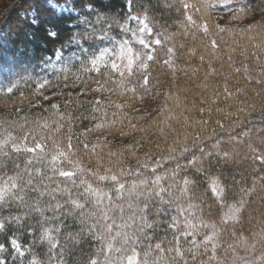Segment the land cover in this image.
<instances>
[{
	"label": "trees",
	"instance_id": "trees-1",
	"mask_svg": "<svg viewBox=\"0 0 264 264\" xmlns=\"http://www.w3.org/2000/svg\"><path fill=\"white\" fill-rule=\"evenodd\" d=\"M48 1L59 4L65 2L18 0L0 18V29L8 30L12 52L3 62L16 64V70L27 67L32 71V68H40L47 57H53L58 49L68 45L67 38L72 32L92 31L89 24H79L74 16L57 14L47 6ZM183 2L195 4L201 11L198 13L190 8L186 13L182 7ZM127 4L128 0H82L76 8L90 6L94 11L118 18L123 24L129 16ZM24 11L35 13L33 23L25 17L29 19L26 29L16 20L17 16L22 19ZM130 11L131 15H147L153 34L162 41L153 53L154 59L148 61L147 73L136 68V75L126 76L124 86L121 87V78L110 67L105 69L101 66V73H108L111 79L95 71H83L82 63L97 55L105 40L81 41L86 53L75 62L71 71L79 73L88 82L99 81L104 95V98L99 99L100 103L88 99L60 105L58 108L34 107L29 103L34 91L33 80L23 78V73V76L11 75L4 80L7 83L0 93V107L10 110L0 114V130L4 132L7 129L19 139L30 131L39 137L42 131L60 143L65 151L68 150L70 139V159L79 162L86 170H99L102 174L103 169L109 167L114 171H119L121 167L125 171L131 168L134 172L146 156L160 159L168 156L169 149L175 147L177 160L164 163L157 168L156 173L165 177L161 183L171 193L168 198L173 201L172 204L162 206L167 210L166 214L162 213L163 218L169 219L176 215L177 205H186L191 200L199 205L198 215L209 223H215L218 231L215 258L210 259L211 245H207L195 253V261L186 251L188 264H264V165L252 159L253 154L248 148V144L257 147L264 145V133L261 132L264 129V85L255 82L260 78L261 71H264V0H131ZM187 14L192 15L198 23L202 22L201 17L207 21L211 35L205 36L202 29L190 25L186 31L182 25H187ZM85 15L95 22V16ZM254 15L259 17L253 20ZM218 16H227V19L220 24ZM129 23L133 29L136 23ZM217 26L228 31L218 32ZM49 31H55L57 38H49ZM109 34L120 41L131 38L130 33L121 31L115 24ZM168 37L170 39H166ZM211 39H215L219 45L215 50L210 47ZM168 47L175 49L174 54L167 52ZM135 48L141 50V47ZM170 55L171 65L165 64L164 61ZM16 58L18 61H15ZM245 65L248 66L247 72L244 70ZM87 66L91 68L90 64ZM236 68L241 71L236 72ZM211 69H215V72H211ZM144 74L149 75L146 89L141 87ZM247 76H251L252 80L249 81ZM133 86L137 89L135 95L128 91ZM9 87L12 88L11 93L7 91ZM225 87L233 94L231 97H226ZM116 104L125 107L118 109ZM201 108L205 110L203 114ZM202 120L206 123H201ZM217 121L223 123V129ZM37 122H47L50 128L40 129ZM97 124L103 127L98 129ZM132 124L136 127L133 128ZM57 125L61 127L59 131H54ZM248 129H251L248 137L241 136L236 142L228 139L230 134L236 135ZM197 136L206 138L203 144L196 141ZM209 136L212 139H207ZM52 139L45 141L48 152L54 151ZM216 140L221 142L219 149L213 148ZM28 143L30 146L33 144L31 136ZM185 143L192 150L181 157L179 151ZM200 146L206 152L212 151L213 155L204 156L202 163L198 160L194 166L187 165L193 153L198 157L201 155L198 151ZM218 150L230 152L231 158L225 161L216 156ZM31 155L12 153L11 159L0 157L6 164L3 171L12 174L16 170L15 164L23 165ZM61 166L65 169L73 167L67 160ZM46 171L51 175L50 169ZM141 171L149 179L155 175L151 171ZM185 177L195 183L190 184L188 192L182 195L180 189L183 188ZM79 178L80 174L76 179ZM82 178L105 186L109 183L97 181L87 171ZM54 179L62 181L64 178L56 176ZM125 179L131 182L136 176H127ZM214 179L224 188L222 202L210 191L209 186ZM76 191L73 189V196ZM241 202L243 207L238 219H229L224 223L229 206ZM17 211L15 205L11 210L5 207L0 209V217H6L10 212L16 214ZM38 219L36 214L29 218L32 231L27 226L13 224L0 232V243L5 244L0 259H4L6 264H30L34 257L42 264H57L58 259L63 264H89L90 258L100 254V243L79 223L78 218L64 216L50 220L45 225L52 229L60 228L59 233L54 232L62 245L57 249H50L49 244L41 240L43 221L37 223ZM165 228L157 229V237L169 248L173 246L174 240L172 233ZM81 231L78 241H69V234L76 235ZM210 231L202 229L196 239L203 241L204 234ZM12 235L20 242L25 251L24 256H18L8 243ZM154 242L141 241L139 250L146 251L148 244ZM180 243L185 250L192 247L191 240L182 239ZM153 258L155 253L149 257V261ZM168 261L171 264H183L179 257L174 258V253L168 254L161 264H168Z\"/></svg>",
	"mask_w": 264,
	"mask_h": 264
},
{
	"label": "snow or ice",
	"instance_id": "snow-or-ice-1",
	"mask_svg": "<svg viewBox=\"0 0 264 264\" xmlns=\"http://www.w3.org/2000/svg\"><path fill=\"white\" fill-rule=\"evenodd\" d=\"M82 0H73L72 7L74 8ZM126 7L129 8L128 19L121 24L120 20L116 17L106 15L99 11H94L91 7H86L89 15L95 16V22L93 23L87 17H84V22L89 24L92 28L91 32H72L67 38V44H78L81 41L88 39L111 40L110 31L115 24L120 27L121 31L130 33L131 39H123L119 41L118 47L109 49L103 48L99 51L98 55L93 57L86 63H82L83 71H95L100 75H107L108 79H111V75L108 73H101V66L105 69L110 67L111 71L117 73L121 78L119 83L121 87L124 86V78L132 77L136 75L135 69L140 68L147 73L149 67L148 61L154 59V49L151 44L144 38L145 35L151 36L152 29L148 24V16L143 17L138 15H131V0H128ZM182 7L187 13L188 9H194L195 12H200L201 9L195 4L189 2H183ZM243 10V9H242ZM63 11V10H62ZM187 25H182L187 31V26L190 25L195 29H202L205 36H210V29L207 21H204L201 17L200 23L193 18L192 15H185ZM129 21H136L140 25L137 29H132ZM99 25V30L97 29ZM106 26V27H105ZM218 32H225L228 29L217 26ZM251 31V27L249 28ZM51 39L57 38L55 31H49L47 33ZM170 39V37L166 38ZM133 41L142 46L143 50H137L133 46ZM154 43L160 45L162 41L155 39ZM183 47V45H181ZM210 47L215 50L219 47L215 39L210 40ZM259 47V45H254ZM167 52L174 54L175 49L168 47ZM255 55V53H253ZM115 56V59L112 57ZM204 57H201L203 60ZM229 59H231L229 57ZM119 61V63H117ZM165 64L171 65V55L169 59L164 61ZM90 64L91 68L87 65ZM245 72L248 71V66H244ZM236 72H240V68L235 69ZM211 72H215V69H211ZM211 74V73H210ZM260 78L255 82L260 85H264V71L259 74ZM67 78V77H65ZM79 78V77H78ZM249 81L252 80L251 76H247ZM47 81L40 84L43 88ZM99 83V81H98ZM107 83V80L105 81ZM149 84V75H143V83L141 87L147 88ZM97 91L99 90L96 89ZM107 90V89H105ZM9 93L12 92V88L7 89ZM134 95L137 92L135 86L128 89ZM226 97H231L233 94L227 91L225 87ZM142 99V97H137ZM47 99V97H46ZM100 101H96L99 104ZM53 108H58L56 104L52 105ZM125 105L116 104V108L122 109ZM204 108L200 109L201 114L204 113ZM242 111V109H241ZM206 123V121H201ZM220 127L223 129L222 122L217 121ZM264 123V122H262ZM40 129H49L50 125L47 122L41 124L37 122ZM23 127V125L21 126ZM61 126L57 125L54 131H59ZM102 124H97L96 128H102ZM135 128L136 125L132 124ZM143 131V129H140ZM214 131V130H213ZM251 129L238 133L236 135H229L228 139L232 142H236L241 136L248 137ZM264 133V129H261ZM123 135V133H121ZM29 136L33 141L30 146L28 143ZM52 139L51 136L46 135L44 132H40L39 137L33 135L30 131L22 139L14 136L7 129L3 133H0V157H7L11 159L12 153H30L23 165L20 163L15 164V171L12 174L4 172L6 167L5 162L0 159V209L7 207L9 210L15 208L18 210L16 214H10L6 217H0V232L5 231L9 225H17L19 227L27 226L29 231H32V226L28 223L29 218L36 214L39 217L37 223H40L42 227L41 240L46 241L50 249H57L62 247L59 239L55 233L60 232V228L52 229L45 225L50 220L60 219L64 216H73L78 218L79 223L87 229V232L93 236L100 243V254L94 258L89 259V264H161L162 260H165L168 254L174 253V258L179 257L183 264H188V260L185 259V252L191 254L192 260L195 261V253L199 251L201 247L211 245L212 256L210 259L215 258V251L217 248L216 238L218 236L217 226L215 223H209L205 221L202 216L198 215L199 205L189 202L184 204H178L176 215L171 216L169 219H164L162 213L167 212L163 205L172 204L173 201L169 199L171 193L162 185L161 181L165 179L164 176L157 173V168L162 167L164 163L170 160H177L175 153L177 149L175 147L169 149L168 156H162L160 159H152L146 156L144 161L139 162V167L133 172L131 168L127 171L123 167L119 171H114L111 167L103 169L101 171H92L91 169H84L79 162H73L70 159V153L72 151L71 142L67 146V151L56 140L52 139L53 152H48V145L45 141ZM206 138L203 136H197L196 141L203 144ZM207 139H212L211 136ZM194 141V146H195ZM220 140H216L213 144V148L219 149ZM87 147V145H85ZM129 147H132L129 145ZM250 152L253 154L252 159L258 162L260 165H264V145L257 147L255 144H248ZM192 149L185 143L182 145L179 156L183 157L186 153ZM199 157L193 153L191 158L187 160V165H196L198 160L202 163L203 157H211L212 151H205L203 146L198 148ZM110 155H118L117 153H110ZM216 156L221 157L225 161L231 158L232 154L228 151H216ZM67 160L72 164L71 169H65L61 165L63 161ZM180 165L177 163V168ZM46 169H50L51 175H48ZM151 171L154 175L149 179L145 176V173L141 171ZM93 176L99 182H109L107 186L102 183L89 182L82 178L85 172ZM80 174L81 178L76 179ZM136 176V179L131 182L127 181L125 177ZM56 176L64 178L62 181H56ZM194 181H190L187 177L183 180V188L180 189L181 194H186L189 190V185L194 184ZM107 187V190H106ZM210 191L213 196L222 202L224 197V188L218 180H213L210 184ZM73 189H77L75 196H73ZM66 197V199H61ZM47 198V199H46ZM91 206V207H89ZM243 203L239 205L229 206L228 212L225 214L224 223H227L229 219H238V214L242 210ZM52 215L49 216L48 214ZM166 231H170L173 236V246L166 248L163 241L157 237V229L165 227ZM202 229H211L210 232H206L203 237V241H198L196 237ZM82 231L76 235L69 234V241H78ZM191 240L192 247L185 250L181 246V240ZM149 240L155 241L149 243L147 250L141 252L139 246L141 241ZM8 243L18 256H24L25 251L22 248L20 242L12 235L8 239ZM231 247V246H230ZM254 248L255 245H252ZM30 250V248H29ZM5 251V244L0 243V253ZM155 253V258L149 261V257ZM51 254V253H50ZM243 259V258H241ZM0 264H6L4 259H0ZM30 264H42L35 257L30 261ZM57 264H63L62 260H57ZM171 264V261H168Z\"/></svg>",
	"mask_w": 264,
	"mask_h": 264
},
{
	"label": "rangeland",
	"instance_id": "rangeland-1",
	"mask_svg": "<svg viewBox=\"0 0 264 264\" xmlns=\"http://www.w3.org/2000/svg\"><path fill=\"white\" fill-rule=\"evenodd\" d=\"M17 1L18 0H0V18L6 15V11L11 8V4ZM159 2H163V0H159ZM72 4L73 0H65V2L62 4L56 3L54 1L47 2V6L54 10L57 14L74 16L75 18H77V22L79 24L86 25V23L84 22V17H86L85 14H89L86 10V7L90 6L78 8H76L75 6L73 8ZM21 17L22 19L17 16L16 20L20 21V24L23 23L22 25H25L24 27L26 29V26L27 28L29 26L27 25V21H29L28 18H30L31 23H33L35 13L24 11ZM258 17L259 16L254 15L252 19L254 20ZM226 19L227 16L217 17V20L220 24L224 23ZM134 22L136 23L135 26H133V29L135 30L140 25H138L136 21ZM144 38L151 44L154 52L156 47L160 46L154 43V40L158 38L153 34V32L151 36L145 35ZM119 41L120 40L106 39L103 42L102 49L116 48L118 47ZM133 46L134 48L141 47V50H143L142 46L135 43L134 41ZM0 47V92L6 86L7 81L4 80H6L8 76H19L20 74L21 76H23V73V78L32 79L34 83L33 95L29 98L31 100V102L29 103H31V105H33L34 107H52L53 104L60 106L69 104L71 102L88 99L99 101V99L104 98V95L101 92L99 87L100 85L98 83L88 82L84 80L79 73L75 74L71 71V67L75 64V62L80 59L83 53H86V49L83 47L81 42L78 44H68L67 46L58 49L53 57H47L43 61L40 68H32V71H29L27 67H25L23 70H16V64L8 65L7 63L3 62L5 61V58L8 57V54L12 53L10 50L7 29H0ZM112 58L115 59V56H113ZM12 60H14V58ZM15 61H18V58H16ZM7 62H9V60H7ZM117 63H119V61H117ZM45 81H47L48 83H46L45 86L41 88L40 84ZM98 88L99 90L97 91L96 89ZM6 108L7 107L1 106L0 114L10 112V110ZM0 133H3V131L0 130Z\"/></svg>",
	"mask_w": 264,
	"mask_h": 264
},
{
	"label": "bare ground",
	"instance_id": "bare-ground-1",
	"mask_svg": "<svg viewBox=\"0 0 264 264\" xmlns=\"http://www.w3.org/2000/svg\"><path fill=\"white\" fill-rule=\"evenodd\" d=\"M18 24H20V23H18ZM23 24V23H22ZM28 25V24H27ZM25 26V25H24ZM26 28H27V26H26Z\"/></svg>",
	"mask_w": 264,
	"mask_h": 264
}]
</instances>
